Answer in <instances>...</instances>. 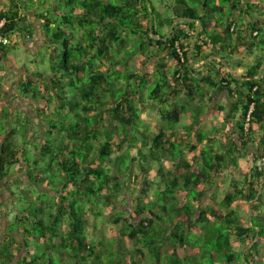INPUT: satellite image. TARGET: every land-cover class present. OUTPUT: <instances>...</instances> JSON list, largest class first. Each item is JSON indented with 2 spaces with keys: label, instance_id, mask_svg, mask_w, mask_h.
<instances>
[{
  "label": "trees",
  "instance_id": "trees-1",
  "mask_svg": "<svg viewBox=\"0 0 264 264\" xmlns=\"http://www.w3.org/2000/svg\"><path fill=\"white\" fill-rule=\"evenodd\" d=\"M113 1L62 0V9L68 12L59 21L48 20L47 29L54 26L55 30L50 35L55 45L50 57L52 76L32 73L20 86L24 96L37 102V117L29 119L41 141L34 152L40 158L33 163L26 160L31 163L29 169L25 166L27 181L19 182L33 189L28 192L36 197L13 203L14 220L0 239V264H264V171L254 163L247 174L235 175L239 160L255 144L258 130L264 132V73L260 76L264 50L241 78H235L217 59L194 68L212 55L225 60L228 55L238 56L234 69L248 66L240 57L242 52L250 56L264 46V39L259 38L264 34V0H159L160 6L166 1V8L171 9L173 15L168 17L152 0ZM228 8L230 15L222 24L216 14L225 16ZM254 10L258 12L251 16ZM179 17L202 22L191 59L188 53L197 22H178L164 40ZM25 20L15 4L0 13V23L5 21L2 35L9 38ZM151 20L160 40L152 37ZM133 44H137L136 51L126 56L124 51L134 49ZM8 46L0 43V51ZM115 51L119 60L112 55ZM131 56H143L146 70L132 71ZM42 79L48 83L47 94L40 90L38 95L34 88ZM221 92L237 96L224 126L225 130L232 123L237 141L224 144L210 135L205 143L201 130L205 112ZM33 95L41 96V102ZM54 104L55 116L44 119ZM241 109V119L235 121ZM147 111L159 112L162 124L151 140L141 116ZM222 111L220 106L214 113ZM184 115L191 119L187 128L193 141L174 142L171 136L176 135ZM0 121L1 195L3 185L8 186L17 174L11 167L21 168L25 161V150L17 143L20 129L32 130L24 129V124L16 127L10 111H4ZM138 140L144 147L137 145ZM261 142L264 146V135ZM125 144L126 151L114 157ZM198 144H202L200 153L191 163L186 150L194 153ZM261 154L264 148L256 158ZM164 161L174 163L175 169L159 172L165 188L158 191L157 200L137 197L132 219L125 217L130 210L110 218L103 215V208L117 203L126 178L131 179L135 169L147 178L152 164ZM226 176L235 178L220 205L205 201L208 191L214 190L210 188L218 187ZM240 201L251 204L254 212L246 224L233 209ZM90 213L97 221L120 225L115 239L105 244L90 238ZM233 236L237 241H232Z\"/></svg>",
  "mask_w": 264,
  "mask_h": 264
},
{
  "label": "rangeland",
  "instance_id": "rangeland-1",
  "mask_svg": "<svg viewBox=\"0 0 264 264\" xmlns=\"http://www.w3.org/2000/svg\"><path fill=\"white\" fill-rule=\"evenodd\" d=\"M111 1H113V0H111ZM113 2H116V1L114 0ZM152 2L157 8L159 7L161 9L163 16L168 17V16L173 15L171 9L169 10L168 8H166V5H167L166 1H164L165 6H160V4H162V3L159 0H152ZM39 3H40L39 12L41 11L43 13V11L47 10V9L42 4V0H39ZM27 4L29 5V8H31V7L36 8V6L32 5L33 4L32 1H28ZM50 9L52 10L53 7L51 6ZM182 9L183 8H180V10H182ZM230 11H231V9L228 8L225 16H223L220 13L216 14V17L219 20H221L222 24H224L226 22L227 16L230 15ZM46 12L47 11H45L44 13H46ZM256 12H258V11L254 10V13H252L251 16H253ZM237 14L238 13L236 12L235 15H237ZM54 31L55 30H53V32ZM80 36H81V34L78 33L77 37H80ZM259 38L264 39V34L261 35ZM74 41L76 42V39H74ZM133 46H134V49H131L130 51H124V53H126V56L131 55V54H129V52L133 53L136 51L137 44H133ZM13 49H15V50L17 49V52L20 50L18 48H14V46L10 47V50H13ZM259 49L264 50V46L260 47ZM19 52H21V50ZM122 54H123V52H122ZM50 55L51 54L49 53V51L45 49L40 54V56H38V57L31 56L30 57L32 60H35V61H26V63H24L23 60L19 59L18 62L21 65L27 64V67L30 68V70L33 73L42 72L44 74H47L45 76L50 77V76H52ZM112 55H114L115 58H117L118 60L120 59V57H118L119 56L118 51L113 52ZM36 60H37V63H36ZM128 63L130 65V69L132 71H134L135 73L146 70V66H145L146 60L144 59L143 56H139V57L131 56L128 58ZM143 63H145V64H143ZM106 64H107V62H106ZM234 65H235V63H234ZM123 67H124V64H121L119 68L122 69ZM45 76L43 75V77H45ZM25 80H27V78H25ZM149 81L152 82V79L150 78ZM47 86H48V83L45 81V79H42V80L38 81L34 90L38 92V95H40V93H39L40 90H42V92L44 94H47V90H46ZM153 87H154V85L152 84V86L148 89L149 91L147 93V96H149V92L151 91V89ZM18 91H19V94L23 95L24 91L22 90V88L19 87ZM33 97L37 98V96H34V95H33ZM40 97L41 96H39L37 98V101L39 103L41 102ZM5 106H8V105H2L3 108ZM54 109H55V104L50 106L49 114L46 113V115L43 116V118L47 120V119H50L49 118L50 115H51V117L55 116L54 114L56 113V111H54ZM5 111H9V110L6 108ZM24 111H27V109H24ZM206 114H207V112H205V115ZM12 116H14V118H15V121L13 122V124H15L16 127L19 128V125L21 126V124H24L25 125L24 129H28V130L30 129V130H32V132L26 133L27 131L24 132L23 130L20 129V132H19L20 137H18L17 143H19L21 149L25 150V156L22 155L23 159H25V161H24L21 168L18 167L16 169H14L15 166L11 167V172L15 171V173H17V174H15V176L11 177V180H10V183H8V186L6 184L3 185V190H2V193L0 195V199L3 202V206L0 205V239L1 240L4 239V234L8 233L9 225L14 220L15 208L13 207V205H14L13 203L15 201H17V199H20V200L22 199L23 200L22 202H24L25 201L24 198H35L36 197L35 195L30 197V194L28 191L33 190V189H29V186H27V184L25 183L27 181V179L25 178L24 174L27 172L25 166L27 165L28 169H29V165H31V163H27L26 160L31 159L30 161L33 163L34 160H36V158H40L37 155H35V153H34L37 148H40V147H38V145L41 141V137L39 138V134H36V132H35L37 130V128L34 126V122L30 121L29 116H23L21 114H18L17 111H16V114L12 115ZM141 116H142V120L145 122V128L147 130V135H149L150 140H151V138H153L155 135L159 134V132L161 131V125L162 124L160 121V114H159V112H156V111H153V112L147 111L145 113H141ZM19 118H22V119L18 123ZM44 122L46 124L43 128L46 129V131L48 132V130H47L48 124L46 121H44ZM182 122L183 123L181 125L176 127L177 128L175 130V131H177L176 135L171 136V133H170L172 141H174V142H178V141H180V139H187V141H191L190 137H188V135H187L188 134V128L187 127L189 126L187 124L190 122L189 118L183 117ZM2 126L3 125L0 121V129ZM183 127H185V128H183ZM201 127H202V129H201L202 132L205 133L204 136L207 138L205 140V143H207L210 135L217 134L216 133L217 130L211 129L212 132L209 133L206 129H204L205 127L203 124ZM20 128L23 129V127H20ZM169 128L173 129L172 127H169ZM199 132H201V131H199ZM193 134L194 135L197 134V131H194ZM182 144L184 145V143H182ZM218 144H219V142H218ZM137 145H139V147H142V146L144 147L143 142L140 140H138ZM151 145L152 144L150 142V146ZM126 149H127V144H125L122 149L116 150L114 157L121 156L126 151ZM199 153H200V151H197V153L190 152V153H188L189 154L188 158H190V160H193L196 156L199 155ZM132 154L134 156L137 155V150L134 149L132 151ZM44 163L41 164V167L44 166ZM174 169H175V165L172 162L164 161V162H162V164L153 163L152 166L150 167V172L147 175V178L142 176V172L139 168L135 169L132 178L131 179L126 178L125 189H124L123 193L121 194L120 198H118L117 203L112 204V206H110V207L103 208L102 209L103 215L106 216L107 218H110L114 213H118L120 211H125V210H130L129 211L130 213H128V214H126L127 211H125L124 213L126 215L125 214L124 215L126 218L132 219V217H135L133 209L135 206L136 198L139 197V198L144 199L146 196H148L149 200H152V201L157 200L158 199V195H157L158 191L161 192L165 188V184L162 183V181L159 178V172L163 171V173L167 174L169 171H173ZM23 178H24L25 184L22 182H19ZM231 180L232 179L229 176L227 177V179L221 178L218 182L219 183L218 187L214 186V187L210 188V189H214V190L208 191L207 196L204 197L205 201L210 199L213 202V205L219 206L221 201L224 199L225 193L230 188ZM143 190H147V192H146L147 195L144 193ZM233 209H235L237 211V213L240 215L243 224H246L248 222V220L250 221V204H247L244 201H240V203L238 205H236V204L233 205ZM251 209H252V207H251ZM253 214H254V212L252 210V215ZM88 225H89L88 233H89L90 238H92L96 241H103V242H105V244H108L111 240L115 239V237L120 233V225L110 223L109 220L103 221L102 219H100L97 221L95 216L91 213H90V219H89ZM18 238L21 241L22 235H18ZM126 241H127L126 245L132 249L131 242L129 240H126ZM232 241H237V238L233 236ZM193 243H194V241H193ZM13 250L16 254L17 248L15 247ZM29 250H32V247L29 249H25V252L22 254L25 255V253ZM17 255L20 256L21 254L18 253ZM14 264H16V262Z\"/></svg>",
  "mask_w": 264,
  "mask_h": 264
},
{
  "label": "crops",
  "instance_id": "crops-1",
  "mask_svg": "<svg viewBox=\"0 0 264 264\" xmlns=\"http://www.w3.org/2000/svg\"><path fill=\"white\" fill-rule=\"evenodd\" d=\"M28 1H32L34 6L36 8H29V5L27 4ZM62 0H42V4L46 7L47 10H44L43 13L40 11V3L39 0H15V5L19 8V11L21 15L26 17L25 22L22 26H20V29L18 28L10 37H9V46L5 47V52L0 51V115L5 111L7 108L10 111L11 117L12 115L16 114V111L18 114H22L23 116H31V117H37V102L33 101L30 96H24L19 94V87L22 83H24L25 78L30 77V75L33 73L30 68L27 67V64L21 65L18 60H23L24 63L26 61H35L32 60L30 57H38L40 54L46 49L51 54V50L55 45H53L52 37L50 36L52 34L54 26H51L50 30L47 29L48 20L54 21L60 20V16L62 13H67L68 10L66 8L62 9ZM24 3V4H23ZM12 0H0V13L7 12L9 9L14 6ZM51 6L53 9L51 10ZM51 10V11H50ZM47 11L46 13H44ZM47 16V17H46ZM249 18L247 17L246 20ZM57 23V21H56ZM14 46V48H18L21 50V52H17V49L10 50V47ZM261 53V49H255L254 53L252 55H248V53L242 52V55L240 56L244 61L248 62V66L244 68H237L234 69L232 66H236V61L239 59L238 56H227L226 62H229L228 64L230 67L234 70L235 75L240 76L241 74H244L246 70L252 66L253 64H256V55ZM215 56V55H212ZM210 56L208 59L205 60V62L200 63L198 65H195V69H199L202 67L205 63H207L209 60L217 59ZM51 57V55H50ZM221 57V56H217ZM222 58V57H221ZM218 60V59H217ZM37 63V60H36ZM235 63V65H234ZM264 65V64H263ZM42 75H47L42 72ZM264 73V69L260 70V76ZM259 76V78H260ZM47 77V76H45ZM213 95V92H210V96ZM215 99L211 102L209 105V108L207 109V114L204 119L203 125L204 129L207 131L216 130L219 129V132L217 134H212L211 138H215L217 136V140L221 141L224 144H229L232 139L237 141V138H235V128L232 126V123H229L225 130L224 126L226 125V118L230 115L231 112V106L233 103L237 101V96L234 95L233 97L228 94V92H221L218 93L217 96H214ZM181 100V99H180ZM2 105H8L4 108ZM195 106V105H194ZM223 107V111L219 114L215 115L214 110L218 109V107ZM3 108V109H2ZM24 109H27V111H24ZM192 109V108H190ZM241 113L242 109L236 113V120L238 121L241 119ZM183 117L189 118V123L187 125L191 124V119L188 115H184ZM182 117V120H183ZM183 122H181L182 124ZM180 124V125H181ZM185 128V127H183ZM188 135V134H187ZM264 132L258 130V133L256 135V141L255 144H250L249 148L247 149L245 156L239 160L240 163V169L236 171V174L240 176V174H247L252 166L253 163L258 159H261V156H264V154H261L258 158H256L257 155H259V150H263L264 146L261 142V138L263 137ZM170 137V134H169ZM191 141L193 140V137H190ZM216 141V140H215ZM202 144L197 145V151H200ZM241 146V145H240ZM243 150V149H242ZM189 150H186V153H190ZM244 151V150H243ZM189 154L187 155V157ZM191 163H193V160H190ZM241 171V172H240ZM232 179L234 177H230ZM261 189V188H260ZM260 191V190H259Z\"/></svg>",
  "mask_w": 264,
  "mask_h": 264
},
{
  "label": "water",
  "instance_id": "water-1",
  "mask_svg": "<svg viewBox=\"0 0 264 264\" xmlns=\"http://www.w3.org/2000/svg\"><path fill=\"white\" fill-rule=\"evenodd\" d=\"M152 12V11H151ZM197 22L198 23V26H197V29H196V32H195V35H194V40H193V43H192V47H191V49H190V51H189V53H188V56H189V58L191 59L192 57V52L195 50V47H196V44H197V41H198V37H199V33H200V30H201V28H202V22H201V20H196V19H193V18H188V17H179V18H176L174 21H173V24H172V26H171V28H170V31H169V33L167 34V36L164 38V40L165 41H167L168 40V38L171 36V34H172V32L174 31V28H175V26H176V24L178 23V22ZM151 34H152V37L155 39V40H160L161 39V37L160 36H158V35H155L154 33H153V22H152V20H151ZM213 58H217L219 61H221L223 64H224V66L226 67V69L230 72V73H232L233 75H234V77L235 78H241L240 76H237V75H235V72H234V70L230 67V65L228 64V62H226L223 58H221V57H217V56H212ZM195 66V65H194ZM195 68H196V66H195ZM264 69V65L261 67V72H262V70ZM261 191H262V188L260 189V192L259 193H261ZM250 220H252V209H251V207H250ZM259 231V230H258Z\"/></svg>",
  "mask_w": 264,
  "mask_h": 264
},
{
  "label": "built area",
  "instance_id": "built-area-1",
  "mask_svg": "<svg viewBox=\"0 0 264 264\" xmlns=\"http://www.w3.org/2000/svg\"><path fill=\"white\" fill-rule=\"evenodd\" d=\"M5 21H2L0 23V43H3L4 45H8L10 43L9 39L7 37H4L2 35V28L4 26ZM178 52L182 55L183 51L181 50V48H178ZM254 110V104L251 105L249 113L247 115L246 118V122H245V130L248 131L250 128V120H251V114ZM256 165L258 166L259 170L261 172L264 171V157H262L260 160L257 161Z\"/></svg>",
  "mask_w": 264,
  "mask_h": 264
},
{
  "label": "clouds",
  "instance_id": "clouds-1",
  "mask_svg": "<svg viewBox=\"0 0 264 264\" xmlns=\"http://www.w3.org/2000/svg\"><path fill=\"white\" fill-rule=\"evenodd\" d=\"M233 29H234V27H233ZM232 29V30H233ZM257 33H255V35H256ZM9 39V38H8ZM260 160V159H259ZM255 163H257V161H255ZM253 165H254V163H253ZM262 188V187H261ZM260 192V191H259ZM250 207H252V205L250 204ZM253 210V209H252ZM253 216V215H252ZM250 221H252V220H250Z\"/></svg>",
  "mask_w": 264,
  "mask_h": 264
}]
</instances>
